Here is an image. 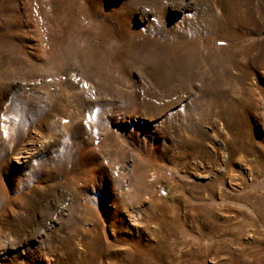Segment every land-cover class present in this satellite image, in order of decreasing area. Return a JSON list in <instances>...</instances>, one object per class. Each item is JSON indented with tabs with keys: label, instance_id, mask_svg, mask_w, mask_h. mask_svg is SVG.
<instances>
[{
	"label": "rangeland",
	"instance_id": "1",
	"mask_svg": "<svg viewBox=\"0 0 264 264\" xmlns=\"http://www.w3.org/2000/svg\"><path fill=\"white\" fill-rule=\"evenodd\" d=\"M0 264H264V0H0Z\"/></svg>",
	"mask_w": 264,
	"mask_h": 264
}]
</instances>
